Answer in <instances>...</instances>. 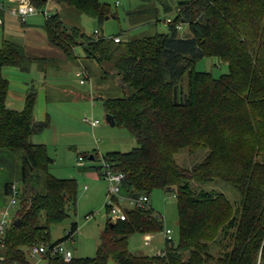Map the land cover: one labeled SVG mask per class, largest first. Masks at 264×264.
<instances>
[{"label": "trees", "instance_id": "trees-1", "mask_svg": "<svg viewBox=\"0 0 264 264\" xmlns=\"http://www.w3.org/2000/svg\"><path fill=\"white\" fill-rule=\"evenodd\" d=\"M30 1L37 9L48 4V0ZM53 1L100 23L110 14L109 6L100 0ZM177 3L176 18L167 22L169 33L127 42L120 35L95 38L78 27L69 28L59 13L46 18L53 46L70 59L77 58L76 48H82L85 59L101 66L103 80L119 79L125 92L121 98L105 100L104 108L116 126L133 134L138 146L128 153L109 152L102 166L90 161L89 169L104 178L107 164L113 172L124 174L122 197H150L157 190L175 194L180 234L178 245L166 238L157 255L130 253L132 235L163 232L164 222L151 204L148 209L128 206L125 221L108 220L96 258H74L68 263L55 257L48 264H264V0ZM185 25L190 35L179 38ZM207 57L228 64L229 73L215 78L197 71L198 61ZM38 61L22 46L3 41L0 176L13 155L21 153L23 186L5 248L0 250L6 264H27V249L47 244L49 227L62 224L68 218L67 206H76L78 198L76 180L54 178L50 168L55 161L47 147L32 141L50 125L49 120L35 118L37 90L29 89L22 110L7 105L10 84L4 68L29 72ZM183 151L205 156L193 168H183L177 161ZM217 183L240 192L238 207L225 194L204 189ZM13 185L6 182L0 194L10 196ZM78 229L73 224L67 238L59 242L73 239Z\"/></svg>", "mask_w": 264, "mask_h": 264}, {"label": "rangeland", "instance_id": "rangeland-1", "mask_svg": "<svg viewBox=\"0 0 264 264\" xmlns=\"http://www.w3.org/2000/svg\"><path fill=\"white\" fill-rule=\"evenodd\" d=\"M7 1L0 0V5L6 4L9 10ZM100 2L107 4L110 9V14L102 23L67 5H58L53 0H48L47 6L37 9L38 12L30 16L26 24L14 17L13 12L18 8L16 7L11 10V19L6 21L5 33L3 26H0V48L4 40L22 47L28 46L29 37L25 35L27 29L34 28L42 33L37 39V46L29 53L30 56L39 59V64H34L29 72H23L16 67H5L3 75L10 80L12 90L14 87L18 91H24V82L26 86L29 85L27 92L32 87L37 90L39 99L36 119L45 122L49 118L50 125L37 134L34 140L45 143L49 156L54 159L55 162L50 168V174L54 178L73 179L77 182L76 206L68 205V218L62 224L49 227L48 241L55 243L64 240L72 225L77 224L79 229L73 239L65 241L76 259L97 257L101 234L110 218L106 207L110 185L104 178L99 177L98 172L89 169L91 162L100 167L104 163L105 154L128 153L138 145L129 130L119 126L112 127L106 121L104 101L121 98L125 94L117 78L104 81L101 66L96 61L85 59L82 48H76V59H70L49 44L43 28L46 18L59 13L69 28L78 27L88 36L95 38L103 36L109 39L120 35L121 39L127 42L169 33L167 21L175 19L178 14L177 0H100ZM96 32L99 34L96 35ZM189 35V27L182 26L178 32L179 38ZM40 55L50 58L41 61ZM38 66L45 70H39ZM83 67L88 72L89 79L82 85L80 83L82 78L77 75L83 71ZM196 69L199 72L210 73L215 78L229 73L228 64L209 57L198 61ZM107 70H110V66H107ZM86 118L99 121V126L93 129L91 124L85 121ZM21 155V153L13 155L11 165L6 167L5 174L0 176V193L4 190V184L9 181L14 182L20 191L23 190L20 182ZM88 155H97L98 160L90 162L87 157L84 158ZM204 156L205 153L202 152L192 154L183 151L177 156V161L183 168L191 169L202 161ZM80 157L83 158V165L78 163ZM204 189L225 194L235 207L241 203L240 192L234 186L217 183L204 186ZM9 202L10 196L0 194V208H7ZM150 204L163 218L164 231L132 235L129 238L128 249L134 255L154 256L161 253L165 247L167 230H171L174 244H179V214L175 194L157 190L151 194ZM122 205L128 208L126 203ZM14 213L15 209L12 211V218ZM41 223L46 224L45 217ZM149 240L150 244L147 245L146 242Z\"/></svg>", "mask_w": 264, "mask_h": 264}, {"label": "built area", "instance_id": "built-area-1", "mask_svg": "<svg viewBox=\"0 0 264 264\" xmlns=\"http://www.w3.org/2000/svg\"><path fill=\"white\" fill-rule=\"evenodd\" d=\"M38 12L37 8L34 7L30 0H19L18 8L13 12L14 17H16L21 23L25 24L27 19ZM167 22H171L169 19ZM2 23V21H0ZM96 35L99 33L96 32ZM116 43L120 42V38H114ZM81 79V84H86L89 79V74L85 68L79 75ZM86 122L90 123L92 128L99 126L100 122L93 119H85ZM83 158L78 159L79 165L82 164ZM104 179L110 185L109 195L107 196L106 207L108 208L109 220L114 223L118 221H125L127 218L126 211L122 203H126L131 208L138 209H148L150 207V197L144 195L138 198H126L120 196V187L122 181L125 179L124 174L113 172L107 164H104ZM87 189V188H86ZM20 191L17 185L12 186L10 194V202L7 208H0V250L5 248L4 242L6 238V232L11 226L12 221V211L16 209L18 204V195ZM116 198L118 199L116 201ZM171 230L165 232V236L168 240H173L171 237ZM147 245L150 244V240L146 242ZM28 263L27 264H48L52 258L62 257L64 261L70 263L74 260L73 252L66 246L65 242H55L47 244H35L27 249ZM0 264H6L5 255H0ZM14 264H22L20 262H15Z\"/></svg>", "mask_w": 264, "mask_h": 264}, {"label": "crops", "instance_id": "crops-1", "mask_svg": "<svg viewBox=\"0 0 264 264\" xmlns=\"http://www.w3.org/2000/svg\"><path fill=\"white\" fill-rule=\"evenodd\" d=\"M7 6L9 7L8 9L9 10H7V8H6V4H4V3H2L0 6H2V7H0V21H2V23H0V26H3V32L5 33V24H6V21L7 20H10L11 18H10V15H11V10H13V9H15L16 7H18L19 6V0H8L7 2ZM16 18V17H15ZM17 19V18H16ZM27 23V22H26ZM25 23V24H26ZM46 23V22H45ZM44 30H45V35H46V38H47V41H48V43L49 44H51L50 43V41H49V38H48V34H47V32H46V29H45V25H44ZM25 35L27 36V37H29L28 39L29 40H27L28 41V46H23V48L25 49V51H26V53L30 56V51L32 50V49H34L33 47H35V46H37V39H38V37H41L42 36V33H39L38 31H36V29H34V28H31V29H27L26 31H25ZM4 41H8V40H4ZM9 42H11V41H9ZM3 43V42H2ZM11 43H14V42H11ZM14 44H16V43H14ZM18 45V44H17ZM52 45V44H51ZM19 46H21V45H19ZM53 46V45H52ZM55 47V46H54ZM57 48V47H56ZM57 49H59V48H57ZM60 50V49H59ZM76 50V49H75ZM61 52H62V50H60ZM63 54H64V52H62ZM65 55V54H64ZM66 56V55H65ZM32 57V56H31ZM67 57V56H66ZM40 60L41 61H44L45 60V58H50L49 56H41L40 55ZM51 59H53V58H51ZM38 63V62H37ZM34 64H36V63H34ZM33 64V65H34ZM39 64V63H38ZM32 65V66H33ZM84 65V64H83ZM31 66V67H32ZM85 66V65H84ZM38 68H39V70H41L42 68L41 67H39L38 66ZM84 68V67H83ZM42 70H45V69H42ZM42 72V71H41ZM80 75V73H78V77H80L79 76ZM91 77H92V74H91ZM91 77H90V81H91ZM81 78V77H80ZM111 79H113V78H111ZM110 79V80H111ZM8 80V79H7ZM9 81V84H10V90H9V93H8V99H7V105L8 106H10V107H12L13 109H17V110H21V109H23L24 108V105H25V101H26V97H27V86H29V85H27L26 86V83L24 82V84H23V86H24V88H23V90L24 91H18L16 88H14L13 87V90H12V85H11V82H10V80H8ZM104 81H106V80H104ZM109 81V80H108ZM117 81H118V83L120 82L119 81V79H117ZM81 83V82H80ZM120 84V83H119ZM121 85V84H120ZM38 99H39V94H38ZM38 101V100H37ZM37 105H38V103L36 104V112H35V118H36V113H37ZM95 105H96V103H95ZM37 120V119H36ZM47 120H49L50 121V119L48 118ZM38 121V120H37ZM41 122V121H40ZM94 129V128H93ZM36 136L37 135H35V136H33L32 137V141L35 143V144H44L45 145V143H43V142H35V140H34V138H36ZM97 176V175H96Z\"/></svg>", "mask_w": 264, "mask_h": 264}, {"label": "water", "instance_id": "water-1", "mask_svg": "<svg viewBox=\"0 0 264 264\" xmlns=\"http://www.w3.org/2000/svg\"><path fill=\"white\" fill-rule=\"evenodd\" d=\"M106 121H107V123H108L109 125H111L112 127H116V122H115V119H114V117H113L112 115L107 114V115H106ZM93 160H94V159H93V156H91V157L89 158V161H93ZM15 224L19 226V225L21 224V221L18 220V221L15 222ZM109 264H115V263H114L113 261H110Z\"/></svg>", "mask_w": 264, "mask_h": 264}, {"label": "clouds", "instance_id": "clouds-1", "mask_svg": "<svg viewBox=\"0 0 264 264\" xmlns=\"http://www.w3.org/2000/svg\"><path fill=\"white\" fill-rule=\"evenodd\" d=\"M13 219V218H12Z\"/></svg>", "mask_w": 264, "mask_h": 264}]
</instances>
